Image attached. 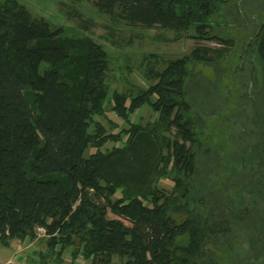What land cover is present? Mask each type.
<instances>
[{
    "label": "trees",
    "instance_id": "1",
    "mask_svg": "<svg viewBox=\"0 0 264 264\" xmlns=\"http://www.w3.org/2000/svg\"><path fill=\"white\" fill-rule=\"evenodd\" d=\"M87 1L128 24L220 46L197 44L160 70L146 67V86L109 94L100 43L0 0V243L33 240L43 227V264L69 247L82 264H220L238 239L249 260L264 254V0L241 50L251 41L257 130L224 162L195 130L185 87L190 64H213L233 44L211 34L228 0ZM144 106L156 116L133 121ZM109 108L126 124L116 133L101 122ZM107 140L121 144L103 150Z\"/></svg>",
    "mask_w": 264,
    "mask_h": 264
},
{
    "label": "rangeland",
    "instance_id": "2",
    "mask_svg": "<svg viewBox=\"0 0 264 264\" xmlns=\"http://www.w3.org/2000/svg\"><path fill=\"white\" fill-rule=\"evenodd\" d=\"M17 1L24 5L33 16L42 17L55 26H65L76 34L85 33L104 47L109 59L107 77L109 94L114 89L132 92V86H146L148 82H151L144 77L146 67L152 66L160 70L170 59L189 54L197 44L220 46L215 40L197 41L187 36L174 39L175 32L172 30L149 29L140 24H128L116 15L99 12L87 0ZM260 1L228 0L223 4L224 8L213 19L211 34L231 38L233 44L230 50L213 64L195 62L189 65L191 74L186 80L185 88L187 99L193 107L195 130L201 134L205 145L216 152L223 162L228 155L231 159L234 158V153H230L234 144L243 142L245 134L250 135V131L256 133L253 129L257 130L258 121L251 120L257 113V98L247 92L248 76L252 73L250 60L255 59V54L247 49L243 54L242 64L239 58L244 43L253 34L254 27L250 20L258 17L262 9ZM239 109L244 112L239 113ZM106 116L101 119L106 132L116 133L126 127V124L110 108ZM154 116L156 115L144 106L134 113L132 120L145 122ZM240 119L251 130L242 131V128H239ZM196 120L198 125H201L200 127L197 126ZM252 136L253 134L245 142L251 143ZM120 144L118 141L107 140L102 149L106 150ZM92 151H94L92 147L86 149L87 154ZM240 182L241 179H235L236 186H241ZM162 185L168 187L172 185V182L163 180ZM118 195L119 193L116 197ZM107 217L115 216L108 212ZM25 239L28 241H23ZM46 239L47 237L43 236L37 237L35 233L33 240L25 237L22 241L14 242L12 247L22 252L31 248L36 252L45 253ZM238 240L233 244L230 259V255L226 254L227 250L222 253V256L220 255V264H242V262L244 264H264L263 253H258L256 257L249 260L252 253L248 250L247 243ZM13 248H10L11 252H14ZM70 249L71 247L65 249L59 258L56 255L49 256L47 264H82L81 259L71 258ZM11 257H14L13 254ZM113 260L119 261L117 258Z\"/></svg>",
    "mask_w": 264,
    "mask_h": 264
},
{
    "label": "crops",
    "instance_id": "3",
    "mask_svg": "<svg viewBox=\"0 0 264 264\" xmlns=\"http://www.w3.org/2000/svg\"><path fill=\"white\" fill-rule=\"evenodd\" d=\"M14 242L17 241L12 240L9 246H4L0 243V264H43L41 262L42 254H44L41 253L42 251L36 252L33 249L28 248L22 252L20 249L12 247ZM10 248H13L14 252H11ZM12 254L14 257H11ZM47 258H49V256Z\"/></svg>",
    "mask_w": 264,
    "mask_h": 264
},
{
    "label": "built area",
    "instance_id": "4",
    "mask_svg": "<svg viewBox=\"0 0 264 264\" xmlns=\"http://www.w3.org/2000/svg\"><path fill=\"white\" fill-rule=\"evenodd\" d=\"M36 236H37V237H40V236L47 237L48 234L46 233L45 228H43V227H38V228H37V232H36ZM15 240H16V241H22V240H20V239H15ZM23 241H28V239H25V240H23ZM79 259L82 260L81 256H79ZM82 261H83V260H82ZM72 264H74V263H72Z\"/></svg>",
    "mask_w": 264,
    "mask_h": 264
},
{
    "label": "water",
    "instance_id": "5",
    "mask_svg": "<svg viewBox=\"0 0 264 264\" xmlns=\"http://www.w3.org/2000/svg\"><path fill=\"white\" fill-rule=\"evenodd\" d=\"M257 35H258V33H256V35L254 36L253 40L256 39ZM250 43H251V41L247 44V46H246V47L244 48V50L242 51V53H241V57L243 56L244 52L247 50L248 46H250Z\"/></svg>",
    "mask_w": 264,
    "mask_h": 264
},
{
    "label": "bare ground",
    "instance_id": "6",
    "mask_svg": "<svg viewBox=\"0 0 264 264\" xmlns=\"http://www.w3.org/2000/svg\"><path fill=\"white\" fill-rule=\"evenodd\" d=\"M38 228V227H37ZM37 228L35 229V233L37 232Z\"/></svg>",
    "mask_w": 264,
    "mask_h": 264
}]
</instances>
